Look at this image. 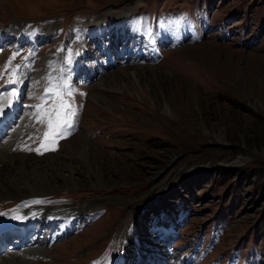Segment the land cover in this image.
I'll return each instance as SVG.
<instances>
[{"label": "rangeland", "instance_id": "1", "mask_svg": "<svg viewBox=\"0 0 264 264\" xmlns=\"http://www.w3.org/2000/svg\"><path fill=\"white\" fill-rule=\"evenodd\" d=\"M13 53L0 154L21 149L0 186L49 192L0 200V218L66 210L35 261L122 264L127 246V264L154 247L164 264H264V0H0V69ZM50 76L78 111L40 155L22 147L40 144Z\"/></svg>", "mask_w": 264, "mask_h": 264}, {"label": "bare ground", "instance_id": "2", "mask_svg": "<svg viewBox=\"0 0 264 264\" xmlns=\"http://www.w3.org/2000/svg\"><path fill=\"white\" fill-rule=\"evenodd\" d=\"M8 120L9 119H7V117L3 116L2 119H0V124L5 125ZM3 133H4L3 130L0 128V142L2 141L1 139L4 138ZM14 142L10 143V145H8L6 147L5 152L0 154L1 164L5 163L6 158L10 157L9 156L11 154L10 150L12 149L13 146H14L15 152H16L15 149H19V150L21 149L19 146L20 144L19 145H13ZM17 146H19V147H17ZM23 166L25 169L27 167V163L26 162L23 163ZM3 181H4V179H3ZM23 191H25V192L22 193ZM47 192H49V189L40 190V189L35 188L34 186H31L30 188L22 189L18 186L17 183H8V185L1 184V186H0V200H3V199L21 200V199H25L28 197L40 196L42 194L44 196V194H46ZM91 205H93V203L92 204L91 203H84L80 207L74 208L70 211L73 214L79 213V211H81L80 209H84V208L88 209L91 207ZM64 211H66V210L65 209H63V210L53 209V210H46V212H44V213L40 212V211H34V213H27L25 215L19 214L20 216H18V215L16 216L14 214L15 217H17L15 219L13 217H10L9 215L6 216V219L4 218L2 220L0 218V234H2L4 231H7L6 236H3L2 239L0 240V249H1L0 254L3 255L5 253L4 256L1 255L2 258L0 259V264H39L35 260L40 259L42 256L46 257V255L49 253V251L44 248V246H45L44 243L38 244V241H34V239L36 236L38 237V239L40 237H42V235L45 233V230H47V226H53L54 223L57 224L58 219L60 220L63 217ZM60 214H62V215H60ZM69 214H71V213H68V215ZM20 217H22L23 219H20ZM42 218L45 219L46 221L52 220V221H54V223H51L48 221V223L46 225H44ZM19 228H26V230L29 231L28 238L27 239H25V238L21 239L19 236L13 237L10 241L11 242V246H9L10 248L5 249V246L8 243L6 241L5 237H10V233L14 229H19ZM128 235H125L124 241H126L130 245L136 246L135 242L133 240H132L133 241L132 242L131 239L128 237ZM127 237L129 239H127ZM8 250H10V251H8ZM124 250H125L124 253H122L123 256L121 255L118 260H120L122 264H127L126 263L127 262V260H126L127 252L130 249L127 246H124ZM110 264H112V263H110Z\"/></svg>", "mask_w": 264, "mask_h": 264}, {"label": "snow or ice", "instance_id": "3", "mask_svg": "<svg viewBox=\"0 0 264 264\" xmlns=\"http://www.w3.org/2000/svg\"><path fill=\"white\" fill-rule=\"evenodd\" d=\"M63 51V49H61ZM78 54V53H77ZM18 53H13L9 61L6 62L3 69H0V80L5 79L4 88L0 89V117L6 116L7 112L4 106L9 108L18 98L20 80V65L13 67L12 61L16 59ZM66 63H72V53L69 50L66 58ZM27 66V65H25ZM55 77H49V87L45 90L44 95L38 97L41 100L39 105L35 106V119L37 124L45 125V131L37 137H29V139H39L40 144L37 148L23 146L22 150L35 151L42 155L43 151H55L58 141L71 135L75 130V116L78 109L73 105L71 97L73 92L70 86L64 82L52 83ZM64 78H61L63 81ZM8 85H16V87L8 88ZM53 100L51 105H48V100ZM47 105V106H46ZM43 150V151H42ZM0 215H4L0 213ZM14 219L17 217H13ZM20 219H23L20 217ZM94 264H104V261H96Z\"/></svg>", "mask_w": 264, "mask_h": 264}, {"label": "trees", "instance_id": "4", "mask_svg": "<svg viewBox=\"0 0 264 264\" xmlns=\"http://www.w3.org/2000/svg\"><path fill=\"white\" fill-rule=\"evenodd\" d=\"M65 199H67V198H65Z\"/></svg>", "mask_w": 264, "mask_h": 264}]
</instances>
